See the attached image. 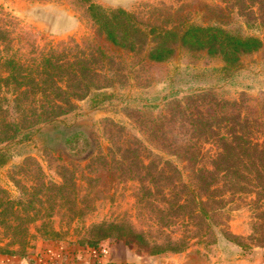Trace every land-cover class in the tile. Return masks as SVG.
<instances>
[{
	"label": "rangeland",
	"instance_id": "rangeland-1",
	"mask_svg": "<svg viewBox=\"0 0 264 264\" xmlns=\"http://www.w3.org/2000/svg\"><path fill=\"white\" fill-rule=\"evenodd\" d=\"M89 3L131 13L148 38L114 44ZM216 5L226 7L221 0H0V135L21 117L15 100L45 99L17 96L42 68L47 86L65 89L47 98L73 104L63 123L92 142L64 143L58 122L10 145L0 163V264H44L47 248L76 254L108 244L180 264H235L264 246V208L254 209L253 195H227L216 210L176 207L181 198L208 201L177 156L176 136L191 128L183 116L232 110L264 118V44L232 69L179 43L164 61L148 58L157 30L192 22L238 25L264 42L263 12L238 15L229 5L220 13Z\"/></svg>",
	"mask_w": 264,
	"mask_h": 264
},
{
	"label": "trees",
	"instance_id": "trees-1",
	"mask_svg": "<svg viewBox=\"0 0 264 264\" xmlns=\"http://www.w3.org/2000/svg\"><path fill=\"white\" fill-rule=\"evenodd\" d=\"M221 1L226 7L215 6L220 13L230 5L237 9L238 15L246 16V13H253L255 10L264 15V0ZM87 9L107 39L114 44L133 47L136 39L142 38L145 42L148 38L146 32L135 24L134 16L123 9L106 10L94 3H89ZM257 25L264 27V16ZM152 39L154 44L147 54L150 60L168 59L174 52L173 44L179 43L191 49L205 50L210 56L220 57L227 69L237 68L243 55L258 51L264 44L259 35L244 33L238 25L226 26L220 20L207 24L186 23L178 29L160 28ZM41 69H35L33 77L30 74L29 90L18 87L17 96L40 92L45 99L15 100V108L21 117L9 123L10 129L6 128L0 135V163L11 144L30 141L42 126L52 123L59 122L62 125L64 143L86 147L92 143L85 131L73 130V124L63 123L61 117L68 113L73 104L68 99L47 98L48 92L56 90L62 94L65 89L55 82L52 86H47L44 79L48 71ZM25 76L19 71L20 78L25 79ZM224 103L223 107L230 104L226 101ZM27 111L30 115L26 114ZM218 112L198 111L195 116L182 118L191 128L176 136L179 151L177 156L188 166L193 182L199 184V187L195 185L205 193L204 197L208 201L199 198L195 203L187 204L191 201L181 198L176 207L194 211L195 204L203 208L204 204L211 203L209 208L216 210L222 208L221 203L227 195L248 198L253 195L254 199L250 203H253L254 209H263L264 118L235 114L232 110H226L219 116ZM159 137L165 139L162 133Z\"/></svg>",
	"mask_w": 264,
	"mask_h": 264
},
{
	"label": "crops",
	"instance_id": "crops-1",
	"mask_svg": "<svg viewBox=\"0 0 264 264\" xmlns=\"http://www.w3.org/2000/svg\"><path fill=\"white\" fill-rule=\"evenodd\" d=\"M84 252L72 254L47 248L41 261L44 264H180L174 259L134 254L131 249L112 244ZM235 264H264V246L236 260Z\"/></svg>",
	"mask_w": 264,
	"mask_h": 264
}]
</instances>
